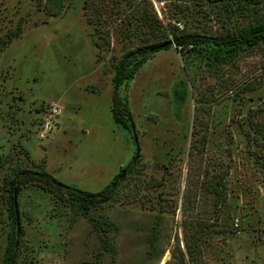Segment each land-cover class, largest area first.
Returning <instances> with one entry per match:
<instances>
[{"label": "rangeland", "instance_id": "1", "mask_svg": "<svg viewBox=\"0 0 264 264\" xmlns=\"http://www.w3.org/2000/svg\"><path fill=\"white\" fill-rule=\"evenodd\" d=\"M63 1L65 10L49 16L38 0H0V35L22 21L21 35L0 54V262L9 223L5 183L15 169L42 165L62 183L95 193L135 149L127 130L111 117V75L124 51L151 41L146 28L133 20L149 9L140 0H124L123 10L136 6L123 12L128 15L122 25L102 28L108 31L102 42L85 21L84 0ZM149 1L165 26L186 32L217 35L226 23L229 28L243 23L233 17L238 11L221 5ZM258 9L264 13V0ZM231 14L233 21L226 17ZM219 75L174 47L150 56L120 91L136 128V167L114 199L88 216L37 186L22 188L16 196L23 230L17 264H180L183 223L209 213L201 194L191 211V196L202 179L195 175L209 157L223 162L227 147L233 158L227 220L232 231L217 234L213 228L202 264H264V176L246 159L238 128L248 110L264 105L263 47L245 53ZM251 83L260 86L238 99L235 92ZM52 103L61 113L39 139ZM203 141L208 151L196 155L191 147L201 148Z\"/></svg>", "mask_w": 264, "mask_h": 264}, {"label": "trees", "instance_id": "2", "mask_svg": "<svg viewBox=\"0 0 264 264\" xmlns=\"http://www.w3.org/2000/svg\"><path fill=\"white\" fill-rule=\"evenodd\" d=\"M160 1V0H157ZM205 4L221 5L227 11H238L239 14L233 17L243 19L241 26L229 28L226 23L225 29L217 35H203L196 32H186L179 30L176 25L170 23L165 26L156 16L152 3L149 0H140V5L148 8V13H143L136 19L151 37L147 41L134 48L124 51L113 65L111 75V103L110 112L115 124L127 130L134 152L131 159L124 167H120L118 173L100 191L95 193L84 192L66 185L49 174L45 167L40 165L34 169L18 167L6 181V193L8 198V208L6 220L8 231L6 233V243L1 257L0 264H17L20 250L23 247V230L20 225L18 215L17 193L27 185H34L41 190L52 194L58 200L70 204L74 209L84 216H88L93 208L110 203L119 186L125 181L127 176L136 167L139 159V145L137 142L136 128L133 122L126 98L122 97L121 88L127 87L136 72L148 60L150 56L161 50L171 47L177 49L183 56H194L199 63L204 65L205 71L213 76H220L222 68L229 67L243 55L256 47L262 46L264 49V13L259 11V6L263 0H197ZM124 0H84L83 16L87 25L94 27L97 38L106 42L103 37L108 34L109 28H115L120 23L122 25L125 10L121 8ZM41 10L49 16H57L66 8L63 0H38ZM139 13V9L136 8ZM229 9V10H228ZM123 15V17H122ZM229 21H233L232 14L226 16ZM21 20L13 30H7L0 35V54L7 45L22 32ZM131 21L125 22L128 30ZM224 24V23H223ZM106 27L104 30L102 28ZM97 49L102 45L95 41ZM251 83L243 86L241 90L235 92L236 97L243 100L245 92L254 90L260 86L259 83ZM238 128L245 140V157L252 165L253 169L264 176V105L256 109L247 111L245 118L238 124ZM232 144V140L228 141ZM194 146V145H193ZM191 151L197 155L208 151L206 143L203 141L201 148L191 147ZM209 157V163L205 167H199L195 177H201L199 187L196 186L191 196V211H196L199 194L208 201L209 213L202 217H192L187 224L183 223V244L184 251H178L180 264H202L203 251L207 244V236L214 233L231 234L228 218L231 215V205L229 204V175L233 168L232 152L227 147L224 151L223 162ZM200 172L202 176H200ZM199 175V176H198ZM207 220V222H206ZM101 231H106L103 229ZM99 231L98 233H100Z\"/></svg>", "mask_w": 264, "mask_h": 264}, {"label": "built area", "instance_id": "3", "mask_svg": "<svg viewBox=\"0 0 264 264\" xmlns=\"http://www.w3.org/2000/svg\"><path fill=\"white\" fill-rule=\"evenodd\" d=\"M60 113L61 110L57 104L52 103L49 105L46 115L44 116L40 125V130L38 133L39 139H44L46 134L53 129L55 125V119L60 115Z\"/></svg>", "mask_w": 264, "mask_h": 264}, {"label": "water", "instance_id": "4", "mask_svg": "<svg viewBox=\"0 0 264 264\" xmlns=\"http://www.w3.org/2000/svg\"><path fill=\"white\" fill-rule=\"evenodd\" d=\"M263 193H264V189H263Z\"/></svg>", "mask_w": 264, "mask_h": 264}]
</instances>
